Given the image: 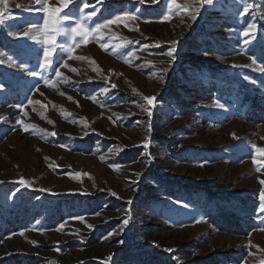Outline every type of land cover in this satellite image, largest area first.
I'll use <instances>...</instances> for the list:
<instances>
[{"label":"rangeland","instance_id":"rangeland-1","mask_svg":"<svg viewBox=\"0 0 264 264\" xmlns=\"http://www.w3.org/2000/svg\"><path fill=\"white\" fill-rule=\"evenodd\" d=\"M176 2L47 0L96 13L49 45L8 0L0 264H264V0Z\"/></svg>","mask_w":264,"mask_h":264},{"label":"snow or ice","instance_id":"snow-or-ice-1","mask_svg":"<svg viewBox=\"0 0 264 264\" xmlns=\"http://www.w3.org/2000/svg\"><path fill=\"white\" fill-rule=\"evenodd\" d=\"M61 2L63 3V0H61ZM141 2H142V0H141ZM7 3H8V0H0V25H2L4 23V18L6 16L4 9L7 8ZM81 3L84 5V7H88L87 0H81ZM207 3L211 4L212 0H207ZM169 4L172 7H174L176 10L185 11V12H187L189 10L188 5L181 6L180 4H178L176 2V0H169ZM37 5L39 6V9H38L39 11H43L44 13H46V19H44V23L42 25V30H41V26H37L35 23H32V22H29V23H30L32 28H35L37 30V32L40 33L41 36L47 38L49 45H52L55 43L56 35H63L67 39H71L73 36H79L83 40H87L88 30L85 29L84 27H82L81 25H82V23L86 22L90 18V16H95L96 15L95 11L90 13L89 17L81 16L79 19H75V24L71 25V24H66L65 22L69 21L71 19H74V17H72L69 13H64L62 16L59 15V13L61 11L60 7H48L47 6V0H34V5H32L30 7L35 8V6H37ZM249 7L250 6L246 5L242 9V12L246 13L248 11ZM192 18L195 19V16H193ZM115 19L119 20L120 17L117 16ZM130 19H135V17L134 16L130 17ZM165 19H167V17H165ZM114 22H115L114 20H107L104 23H97L91 29V31L96 32L98 29H100L102 27H106L108 24H111ZM243 34H244V36H248V31H245ZM13 35H15V33H13ZM24 35L28 36V33L25 32ZM30 38L34 39V40L37 39L36 36H32ZM245 43H247V40H245ZM101 47L107 49L106 44L101 45ZM68 50H69V52H71L70 48ZM51 55H52L51 52H48V51L44 52L45 61H44L43 65H40V67H48L52 64V61L50 59H48V57H50ZM168 55H171V52H169ZM8 59H9V61H12L11 56H9ZM0 63H3V60H0ZM20 66L24 67L23 64H21ZM63 66L67 67L66 64ZM73 71H75V69H73ZM29 74L32 76L39 75V73L36 71H31ZM55 75L59 77L62 75V73L57 70V71H55ZM46 83H50V81H46ZM113 87H115V85H113ZM144 100L147 101L148 105H153L155 97L154 96L153 97L145 96ZM29 103H31V101H29ZM147 111H148V115L151 116V114H152L151 110L148 109ZM27 130L28 129L25 128V131H27ZM52 135H55V133H52ZM145 146H147V145H145ZM253 147L256 148L255 145H253ZM256 151L258 153L264 154V148H256ZM257 170H259V169H257ZM19 183H21L22 185H26L28 183V181L21 178ZM260 183L264 184V180L260 181ZM42 190H44V189H42ZM259 195H260V200L262 202H264V190H262ZM260 210L264 211V203H262ZM124 223L127 224V220H125ZM89 227H91V226L89 225ZM262 230H264V229H262ZM22 234L23 233H21V235Z\"/></svg>","mask_w":264,"mask_h":264},{"label":"trees","instance_id":"trees-1","mask_svg":"<svg viewBox=\"0 0 264 264\" xmlns=\"http://www.w3.org/2000/svg\"><path fill=\"white\" fill-rule=\"evenodd\" d=\"M222 213V211H221ZM225 216V222L227 224H230L232 222V217L231 216H227V213H222ZM22 261L20 259H17V256L14 255L12 256L9 261L6 264H25V263H21Z\"/></svg>","mask_w":264,"mask_h":264}]
</instances>
